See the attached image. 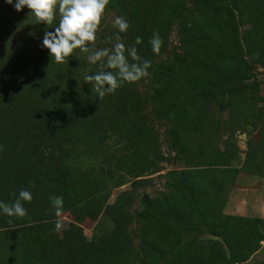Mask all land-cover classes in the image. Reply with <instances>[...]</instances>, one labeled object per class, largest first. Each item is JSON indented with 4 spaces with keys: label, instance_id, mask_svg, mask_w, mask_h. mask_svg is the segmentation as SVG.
Masks as SVG:
<instances>
[{
    "label": "trees",
    "instance_id": "trees-1",
    "mask_svg": "<svg viewBox=\"0 0 264 264\" xmlns=\"http://www.w3.org/2000/svg\"><path fill=\"white\" fill-rule=\"evenodd\" d=\"M15 2L0 0V201L12 203L22 189L32 200L22 202L24 218L0 211V264H247L264 218L223 206L238 172L264 178V141L248 140L241 158L230 137L221 148L214 137L235 115L259 124L244 99L252 62L264 68V24L242 37L238 27L264 12V0H110L105 12L129 24L120 34L125 47L151 67L103 100L84 83L99 65L79 51L56 64L42 47L54 28L35 24ZM100 27L94 47L111 49L117 29ZM211 109L228 114L214 119L209 135ZM162 162L179 165L157 174L156 194L138 192ZM51 196L95 222L88 239L76 237L72 223L55 230ZM205 233L213 238L200 239Z\"/></svg>",
    "mask_w": 264,
    "mask_h": 264
},
{
    "label": "clouds",
    "instance_id": "clouds-1",
    "mask_svg": "<svg viewBox=\"0 0 264 264\" xmlns=\"http://www.w3.org/2000/svg\"><path fill=\"white\" fill-rule=\"evenodd\" d=\"M9 5L13 0H5ZM110 0H16L14 9L19 12L25 7L29 15L34 17L35 24H44L54 31L45 30L42 47L56 64H67L74 53L86 54L87 61L99 65L100 71L84 76V83L91 86V92L100 99L114 94L123 84H132L148 75L150 61L141 62L135 46L126 48L122 42L121 33L129 27L126 19L116 17L113 26L117 29L112 40V48L96 49L97 33L100 30L104 14ZM56 23L55 27H51ZM111 42V40L109 41ZM142 43L140 37L135 44ZM154 53H159L162 39L159 33H154L150 41ZM129 57L132 63L129 62ZM107 85V87H105ZM264 109V103H263ZM32 194L28 190H20L12 203L0 201V211L8 217L24 218L27 210L22 202L30 203ZM51 207L56 217H60L63 208L62 196H51ZM9 223L12 221L9 220ZM62 222L57 219L55 230L60 231Z\"/></svg>",
    "mask_w": 264,
    "mask_h": 264
},
{
    "label": "rangeland",
    "instance_id": "rangeland-1",
    "mask_svg": "<svg viewBox=\"0 0 264 264\" xmlns=\"http://www.w3.org/2000/svg\"><path fill=\"white\" fill-rule=\"evenodd\" d=\"M115 18L116 16L113 12H105L101 25H113ZM263 24L264 12H261L260 14L254 15L248 23L239 25V35L241 37L247 35H256L260 30V26ZM168 44L169 46L175 44L173 31H171L169 34ZM262 53H264V51H262ZM245 56L247 60L251 62L250 57L248 55ZM252 63L253 68L250 71L249 80L247 81L252 89L248 90V97H246L244 100L252 103V110H250L252 118L250 119L253 121V119L257 118L259 120V124L253 129L252 127L248 126L247 123L238 115H235L232 117V119H230L228 125H225L223 134H219L218 136L214 137V142L218 148L222 147L223 139L230 137L231 142L236 145L241 158H243L244 153L246 152V143L248 140L252 142H259L260 140L264 141V112L262 107L264 103V68L254 61ZM237 99L239 101L238 103H240L242 98ZM239 108L242 109V105H239ZM210 112L212 127L211 130L207 132L209 135H211L213 129L216 127L214 119L227 118L228 114V111L224 109L219 111L211 109ZM156 129L158 138L161 142V152H166L167 149L165 143L163 142L162 129ZM249 133H251V137L248 136ZM188 140H194V136H188ZM160 165L162 170L153 174V178L150 180V182L138 187V192H146L150 195L156 194V192L161 189L162 181L161 177L157 174L162 173L165 169L176 168L179 164L176 162H162ZM246 174L249 178H246ZM237 176H239V178L236 179V183L234 180L233 184L228 189L229 191H227V199L223 206V212L227 214L264 218V178L244 172H238L236 177ZM127 187L128 185H124L120 188L112 189L108 201L111 202L119 190ZM57 218L62 222L64 227L67 225V223H72L74 235L83 239H88L90 237L95 223L90 218L81 215V213L76 210L74 202L71 200L63 202L61 216ZM262 231L264 235V227L262 228ZM211 238L213 237L207 233L200 236V239L202 240ZM132 240L133 243L136 242L134 237ZM259 244L260 245L258 249L246 260L247 264L264 260V238Z\"/></svg>",
    "mask_w": 264,
    "mask_h": 264
},
{
    "label": "crops",
    "instance_id": "crops-1",
    "mask_svg": "<svg viewBox=\"0 0 264 264\" xmlns=\"http://www.w3.org/2000/svg\"><path fill=\"white\" fill-rule=\"evenodd\" d=\"M244 176V175H243ZM237 178H239V176H237L236 178H235V183H236V179ZM242 178V177H241ZM246 178H249L248 176H247V174H246Z\"/></svg>",
    "mask_w": 264,
    "mask_h": 264
}]
</instances>
